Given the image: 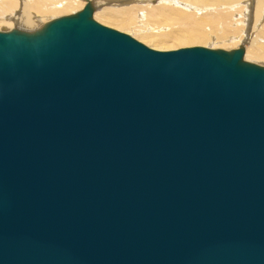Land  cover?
I'll return each instance as SVG.
<instances>
[{
  "label": "water",
  "instance_id": "1",
  "mask_svg": "<svg viewBox=\"0 0 264 264\" xmlns=\"http://www.w3.org/2000/svg\"><path fill=\"white\" fill-rule=\"evenodd\" d=\"M94 12L0 31V264H264V66Z\"/></svg>",
  "mask_w": 264,
  "mask_h": 264
},
{
  "label": "bare ground",
  "instance_id": "2",
  "mask_svg": "<svg viewBox=\"0 0 264 264\" xmlns=\"http://www.w3.org/2000/svg\"><path fill=\"white\" fill-rule=\"evenodd\" d=\"M88 1L95 5L92 0H0V28L2 24H10L13 28L12 24L15 23L25 28L23 31H26L28 27L31 28L36 25L38 15L44 16L46 13L51 12L54 15H58L63 13L62 11L82 10ZM136 1L142 4L151 2L150 0ZM173 1H176L183 8L180 7V9L182 8L181 10L171 8L169 5ZM114 2L116 1L114 0ZM242 2L244 3L243 5H241ZM159 3L156 9L151 8L153 16L162 14L165 16L166 21L169 22V25L177 26L179 29L175 28L176 30H173V34L169 32L158 34L152 31L153 33L142 34L140 38L149 42L157 39L156 41L161 44L157 45L158 47L162 46V44L165 47L168 45L169 40H175L179 42L178 44H181V42H184V44L202 42L208 40L207 26L219 30L218 28H220L219 25L221 24L224 30L223 35L220 37H228L227 41L229 43L227 44L243 47L246 59L253 60L255 63L264 59V0H159ZM237 5L240 6L237 7ZM190 8L193 12H188L191 11ZM105 10L97 13L96 16L101 15V19L103 18L105 22L111 25H119L123 29L136 27V24H134L135 20H133L136 14H134L133 10L128 9L130 12L127 9L115 11V9L106 8ZM199 12L203 13L199 14ZM39 29L28 32H34ZM215 32L214 34H216ZM232 34H234V37L232 36L231 38Z\"/></svg>",
  "mask_w": 264,
  "mask_h": 264
},
{
  "label": "rangeland",
  "instance_id": "3",
  "mask_svg": "<svg viewBox=\"0 0 264 264\" xmlns=\"http://www.w3.org/2000/svg\"><path fill=\"white\" fill-rule=\"evenodd\" d=\"M82 1V0H80ZM94 3H95V7H96V10H95V13H94V19L99 22L100 24L104 25V26H107V27H110L112 29H116L118 31H121L123 33H126L130 36H132L133 38H135L136 40L144 43L145 45L153 48V49H156V50H175V49H180V48H186V47H195V46H201V47H206V48H211V49H224V50H227V51H231V50H234V49H237L241 46H230L228 41H227V38L228 37H220L223 35V30H224V27L220 26V28H218L219 30L217 29H212L211 26H207L206 27V31L207 34H208V40L206 41H202V42H191L190 44L187 43V44H184V42H181V44H178L179 42H175L172 41V40H169L168 42V45H166L164 47V44H162V46L158 47L157 45H161L160 43H158L156 40H152V42H149L147 41L146 39H143V38H140L142 34H146V33H153L154 31L158 34H161V33H172L173 30L175 31L176 29H179L177 26L175 27L174 25H169V22L166 21V18H164L165 16L164 15H157V16H153V8L156 9L157 6H159V0H150L151 2L147 3V4H142L141 2H137L136 0H133V1H130V0H115L116 2H114V0H92ZM97 1H101L100 3L97 2ZM118 1V2H117ZM117 4V5H116ZM152 4V5H151ZM244 3L242 2L241 5H243ZM171 8L175 9V10H181L183 7L181 5H178V3L175 1H173L172 4L169 5ZM240 6V5H237V7ZM180 7H182L180 9ZM106 8H110L111 10H114L115 11H118V10H123V9H131L133 10L136 14L135 17H133V20H135L134 24H136V27H131L130 29L128 28H121L119 27V25H116V24H110V23H107L105 22V20L101 19V15H97V13H101V11L104 12V10ZM152 8V9H151ZM186 8V7H185ZM150 9V11L148 12V10ZM191 9V8H190ZM76 10V9H75ZM73 10L71 12H65V11H62L63 13H59L58 15H54L51 13H46V15H38L37 18H36V25L33 26V27H28L26 29V31H32V30H36V29H39L41 28L45 23H48L50 21H52L53 19L57 18V17H60V16H64V15H70V14H73V13H76L78 11L76 10ZM106 11V10H105ZM129 11V10H128ZM130 12V11H129ZM152 12V13H151ZM188 12H193L192 9L191 11H188ZM55 13V12H54ZM148 13V14H147ZM203 12H199V14H201ZM100 17V18H99ZM137 21V22H136ZM8 24H2V27L0 28V30H10V28H12V26ZM13 25V28L12 29H20V30H25V28H23L22 26L20 25H17L15 23L12 24ZM36 27V28H35ZM159 27V28H158ZM173 27V28H172ZM238 27V26H236ZM157 28V29H156ZM176 28V29H175ZM221 29V30H220ZM153 31V32H152ZM216 34H214V32ZM221 33V34H220ZM173 34V33H172ZM232 36L234 37V34H232L230 37L232 38ZM216 37V38H215ZM229 37V38H230ZM220 38V40H219ZM222 38V39H221ZM234 40V39H233ZM230 41H232V39H230ZM166 44V43H165ZM172 44V45H171ZM175 45V46H174ZM156 46V47H155ZM246 56V54H245ZM245 60L247 61H250L252 63H255L253 60H249V59H246L245 57ZM259 62H257L256 64L258 65H261V66H264V59L263 60H258Z\"/></svg>",
  "mask_w": 264,
  "mask_h": 264
}]
</instances>
